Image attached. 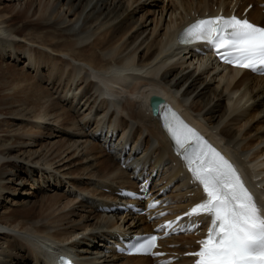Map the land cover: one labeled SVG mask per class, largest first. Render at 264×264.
Instances as JSON below:
<instances>
[{"label": "bare ground", "instance_id": "bare-ground-1", "mask_svg": "<svg viewBox=\"0 0 264 264\" xmlns=\"http://www.w3.org/2000/svg\"><path fill=\"white\" fill-rule=\"evenodd\" d=\"M250 3L249 17L264 25V0H0V53L24 63L0 78V107L10 108L0 113V264H52L58 253L83 264H151L105 254L118 231L148 226L99 208L150 176L170 215L199 198L153 117V95L225 148L264 203V76L223 71L177 42L197 14H241ZM15 13L27 15L39 43L13 32L4 16ZM171 243L179 254L196 246L193 235L163 244Z\"/></svg>", "mask_w": 264, "mask_h": 264}, {"label": "snow or ice", "instance_id": "snow-or-ice-1", "mask_svg": "<svg viewBox=\"0 0 264 264\" xmlns=\"http://www.w3.org/2000/svg\"><path fill=\"white\" fill-rule=\"evenodd\" d=\"M181 42H207L224 63L264 73V27L247 19L235 15L200 19L183 31ZM163 126L206 194V199L185 213L211 218L206 238L199 241V251L191 253L197 257L196 264H264V210L238 170L170 106ZM140 191V199H147V190L142 186ZM158 204L153 199L146 207L151 209ZM172 226L173 222L168 221L160 227ZM143 239V243L128 250L130 254L150 253L156 246L155 235Z\"/></svg>", "mask_w": 264, "mask_h": 264}, {"label": "rangeland", "instance_id": "rangeland-1", "mask_svg": "<svg viewBox=\"0 0 264 264\" xmlns=\"http://www.w3.org/2000/svg\"><path fill=\"white\" fill-rule=\"evenodd\" d=\"M2 15L3 14L0 13V18L2 17ZM5 17H8L12 21V23L15 24V26H13V28H12L14 33H16L18 35H22L26 39H28L32 42H35V43H39L41 41L39 39L40 35L37 33L36 28L34 26H32L31 23L27 22V20H28L27 15H24L23 13H15V14H5L4 18ZM23 65H24L23 62H20V63L14 65L13 61L8 60L7 56L2 55L0 53V78L3 75L7 74L8 72H10V73L14 72L15 74L19 75V73L21 71V67ZM31 72H32V76H34V74H36V70L31 71ZM8 109H10V108H8V107L1 108L0 107V113H10V110H8ZM66 139H67V137L65 135L57 136L55 138V140H59L61 142L65 141ZM65 186H66V184L64 186L60 187L58 192L62 193L65 190ZM47 200H50V199L47 198ZM56 202L57 201L55 200V203ZM48 203H52V202H48ZM28 264H30V262Z\"/></svg>", "mask_w": 264, "mask_h": 264}]
</instances>
